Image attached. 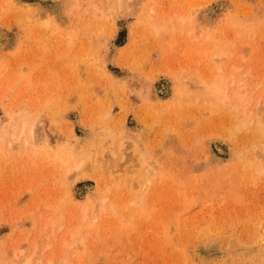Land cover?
<instances>
[{
	"label": "rangeland",
	"instance_id": "rangeland-1",
	"mask_svg": "<svg viewBox=\"0 0 264 264\" xmlns=\"http://www.w3.org/2000/svg\"><path fill=\"white\" fill-rule=\"evenodd\" d=\"M260 123L264 0H0V264H264Z\"/></svg>",
	"mask_w": 264,
	"mask_h": 264
},
{
	"label": "bare ground",
	"instance_id": "bare-ground-1",
	"mask_svg": "<svg viewBox=\"0 0 264 264\" xmlns=\"http://www.w3.org/2000/svg\"><path fill=\"white\" fill-rule=\"evenodd\" d=\"M24 128H25V127H24ZM22 130H23V129H22ZM22 130L19 131V132H22V133H19V132H18V133H19V136L17 135V137H20L21 135H24V134H23L24 130H23V131H22ZM258 130H259L260 133L262 132V133L264 134V125H263L262 123H260L259 128L257 127V130H256V131H258ZM15 132H16V131H14V133H15ZM12 133H13V132H12ZM14 133H13V134H14ZM263 134L259 135L258 137L256 136V137H257V140H259L258 138H261V136H263ZM32 135H33V134H32ZM12 136H13V135H12ZM13 137H14V136H13ZM15 137H16V136H15ZM17 137H16V138H17ZM16 138H15V139H16ZM22 138H23V137H22ZM19 139H20V138H18V139H16V140L18 141ZM254 139H255V138H254ZM262 139H263V138H262ZM262 139H260L259 141H261ZM255 140H256V139H255ZM10 141L12 142V140H10ZM10 141H9V142H10ZM23 141H24V140H23ZM14 142H16V141H14ZM14 142H12V143H14ZM24 142H25V141H24ZM82 160H83V159H82ZM84 162H85V161H84ZM82 163H83V162L81 161L80 164H82ZM80 164H79V165H80ZM79 165L76 166L74 170L78 169ZM80 167H81V166H80ZM79 170H80V169H79ZM262 223H263V222H262ZM263 224H264V223H263ZM260 227H263V226L260 225ZM263 228H264V227H263ZM263 228H262V230H263ZM260 229H261V228H260ZM259 233L261 234V232H259ZM263 233H264V232H263ZM263 233H262V234H263ZM262 234H261V235H262ZM257 235H259V234L257 233ZM259 237H260V236H259ZM253 240H254V238H253ZM258 241H259V240H258ZM261 242H262V239H261ZM263 243H264V242H263ZM259 244H260V242H259ZM263 245H264V244H263ZM263 250H264V248H263ZM26 262L29 263V261H27V260H26ZM29 264H30V263H29Z\"/></svg>",
	"mask_w": 264,
	"mask_h": 264
}]
</instances>
